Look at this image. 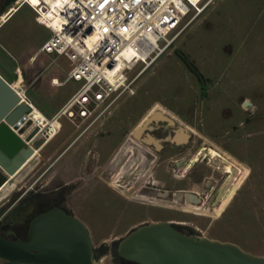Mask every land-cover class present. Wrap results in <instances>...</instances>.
Returning a JSON list of instances; mask_svg holds the SVG:
<instances>
[{"label":"flooded vegetation","instance_id":"flooded-vegetation-1","mask_svg":"<svg viewBox=\"0 0 264 264\" xmlns=\"http://www.w3.org/2000/svg\"><path fill=\"white\" fill-rule=\"evenodd\" d=\"M12 1L0 0V15ZM196 79L204 91L200 98L207 109L205 90L213 88L212 80L200 76ZM178 96L162 98L172 101L174 109H152L145 117L146 111L113 107L86 119L56 116L58 110L51 117L39 109L27 112L24 122L17 129L12 128L23 145L11 155L0 146V159L13 170L11 173L0 163V236L27 241L32 219L52 208H62L81 220L93 244L90 223H96L99 208H123L122 214H136L135 208L162 211L164 215L132 224L113 241L122 264L130 261L118 254V245L137 224L167 221L182 233L201 236L202 229L197 231L193 221L184 219L185 208L218 206L221 193L239 174L231 155L248 161L250 148L248 142L231 140L203 145L201 136L195 140L196 131L190 127L205 125V131L221 128L218 116L224 120L239 118L236 106L228 103L215 109V120L208 119L203 124L195 107L191 108L185 100L176 102ZM216 96L225 100L222 93L217 92ZM240 104L244 110L252 106L251 101L242 98ZM63 116L69 125L62 122ZM139 116L143 118L138 122ZM252 121V116H247L232 129ZM183 132L188 133L185 140L181 139ZM7 134L2 131L0 137ZM107 223L114 227L113 222ZM97 252L95 249V257Z\"/></svg>","mask_w":264,"mask_h":264},{"label":"rangeland","instance_id":"rangeland-1","mask_svg":"<svg viewBox=\"0 0 264 264\" xmlns=\"http://www.w3.org/2000/svg\"><path fill=\"white\" fill-rule=\"evenodd\" d=\"M50 33L38 23L34 10L27 4L0 25L1 75L16 89H21L16 72L21 64L26 96L32 108L41 110L47 117L55 114L81 84L73 79L60 86L50 84V77L63 79L66 76L68 68L63 58L44 73L45 67L53 62V55L42 53L33 65L29 64L31 55ZM198 76L210 78L213 83L212 89L205 90L207 109L200 98L204 91L199 89ZM217 92L224 94L225 100H219ZM176 94H179L177 103L185 100L191 108L195 107L203 124L208 119L215 120V109L228 103L237 107L239 118L224 120L218 116L221 128L205 131V125L189 124L196 131L195 140L201 136L206 146L224 140L245 141L250 148L248 161L228 153L240 172L221 193V200L226 199L224 206L220 208L221 201L218 206L185 208L184 219L193 221L197 231L202 229L199 231L202 237L232 242L247 252L264 256V0H211L176 39L174 47L139 77L135 94L123 97L113 108L146 111L144 117L152 109H174L172 101L162 98L169 100ZM241 98L252 102L250 109L241 108ZM247 116H252L253 121L239 125L241 127L234 131L232 127ZM143 117L139 116L138 122ZM61 120L69 125L65 116ZM181 120L185 118L181 116ZM122 209L99 208L96 223L89 221L93 227L94 248L98 251L96 264H121L113 241L139 220L164 215L150 208H135L136 214H122ZM109 221L114 227L107 223ZM102 236H105L104 242L97 239Z\"/></svg>","mask_w":264,"mask_h":264},{"label":"built area","instance_id":"built-area-1","mask_svg":"<svg viewBox=\"0 0 264 264\" xmlns=\"http://www.w3.org/2000/svg\"><path fill=\"white\" fill-rule=\"evenodd\" d=\"M210 2L13 0L0 15V25L25 4L34 10L38 23L51 33L31 55L29 64L33 65L42 53L53 55L44 73L65 59L66 76L50 77V84L60 86L71 79L81 84L56 116L86 119L135 94L139 77L174 47L176 39ZM16 72L21 73L22 80L23 68L18 67ZM23 94L32 105L24 91Z\"/></svg>","mask_w":264,"mask_h":264},{"label":"water","instance_id":"water-1","mask_svg":"<svg viewBox=\"0 0 264 264\" xmlns=\"http://www.w3.org/2000/svg\"><path fill=\"white\" fill-rule=\"evenodd\" d=\"M29 111L32 106L0 74V132L8 133L6 139L0 137V146L9 155L23 145L12 128L17 129ZM0 163L13 172L1 159ZM118 254L136 264H264V256L247 252L235 243L187 235L167 221L132 228L121 239ZM0 259L3 264H96L89 230L62 208L34 217L27 241L0 236Z\"/></svg>","mask_w":264,"mask_h":264},{"label":"bare ground","instance_id":"bare-ground-1","mask_svg":"<svg viewBox=\"0 0 264 264\" xmlns=\"http://www.w3.org/2000/svg\"><path fill=\"white\" fill-rule=\"evenodd\" d=\"M55 82H58L57 80L55 81ZM13 85V84H12ZM15 88V87H14ZM18 92H20V94L22 95V90L21 89H16ZM23 96V95H22ZM29 105H31V104H29ZM33 110H35L36 108H32ZM40 112V111H39ZM41 114V113H40ZM42 116L43 115H41V118H42ZM145 117V116H144ZM38 121H41V120H38ZM184 131V130H183ZM188 134V133H187ZM181 139H183V140H185L186 139V134L183 132L182 134H181ZM228 163V162H227ZM227 168L228 169H232V167L230 166V164H228V166H227ZM240 172V171H239ZM224 193V192H223ZM222 201V200H221ZM226 203V199H224L222 202H221V206H220V208L221 207H223L224 206V204ZM190 208V207H189ZM199 208V207H198Z\"/></svg>","mask_w":264,"mask_h":264},{"label":"crops","instance_id":"crops-1","mask_svg":"<svg viewBox=\"0 0 264 264\" xmlns=\"http://www.w3.org/2000/svg\"><path fill=\"white\" fill-rule=\"evenodd\" d=\"M9 19V18H8ZM8 19H7V21H8ZM6 21V22H7ZM18 66H19V68H20V70H21V64H18ZM3 76V75H2ZM4 77V76H3ZM25 75H24V73H23V79L21 80V73L18 75V79H17V81L19 82V85H21L20 87L22 88V90L24 91V93H25V89L22 87V83H24V80H25ZM8 81V80H7ZM8 82H10V81H8ZM11 83V82H10ZM11 84H13V83H11ZM25 95H26V93H25Z\"/></svg>","mask_w":264,"mask_h":264},{"label":"trees","instance_id":"trees-1","mask_svg":"<svg viewBox=\"0 0 264 264\" xmlns=\"http://www.w3.org/2000/svg\"><path fill=\"white\" fill-rule=\"evenodd\" d=\"M1 74V73H0ZM6 80H8L6 77H4ZM9 81V80H8Z\"/></svg>","mask_w":264,"mask_h":264}]
</instances>
